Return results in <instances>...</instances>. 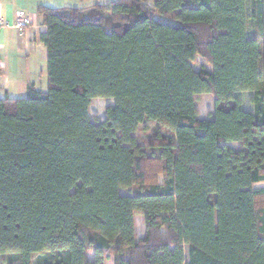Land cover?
Returning a JSON list of instances; mask_svg holds the SVG:
<instances>
[{
  "label": "trees",
  "instance_id": "trees-1",
  "mask_svg": "<svg viewBox=\"0 0 264 264\" xmlns=\"http://www.w3.org/2000/svg\"><path fill=\"white\" fill-rule=\"evenodd\" d=\"M37 14L48 90L0 95V263L264 264V0Z\"/></svg>",
  "mask_w": 264,
  "mask_h": 264
},
{
  "label": "crops",
  "instance_id": "crops-1",
  "mask_svg": "<svg viewBox=\"0 0 264 264\" xmlns=\"http://www.w3.org/2000/svg\"><path fill=\"white\" fill-rule=\"evenodd\" d=\"M94 1L101 2H92ZM84 2L85 0H0V18L13 23L19 10H24L31 16V23L24 30L15 27L0 29V95L23 97L27 95L31 84H34L36 89L45 85L42 79H38L37 73L39 70L42 72L41 78L44 71L47 74V48L40 40V34L45 32L47 27L37 14L38 6H88Z\"/></svg>",
  "mask_w": 264,
  "mask_h": 264
},
{
  "label": "rangeland",
  "instance_id": "rangeland-1",
  "mask_svg": "<svg viewBox=\"0 0 264 264\" xmlns=\"http://www.w3.org/2000/svg\"><path fill=\"white\" fill-rule=\"evenodd\" d=\"M93 0H85L84 3H86L85 5H90L91 3H95L96 1L92 2ZM102 3L103 2H108L110 0H100ZM72 5H78V4H72ZM84 5V4H82ZM30 24H28L24 29L28 28ZM9 27H13V26H9ZM19 29V28H17ZM22 29V30H24ZM21 30V29H19ZM202 65H205L207 69H211V67L206 63V61L202 58H199L198 61L196 63H194V67L196 69H200L202 67ZM38 74V79H42L44 81V86L42 88H40L41 86H39L40 90L43 91H47L48 90V78H47V74L46 71H44V75L41 78L42 72L39 70ZM40 85V83H39ZM252 92H241L238 93V95L242 98L243 101V106L246 108H250L251 107V103L249 101V98L251 96ZM15 95V94H13ZM197 107L199 109V115L200 116H204L207 118L212 117L213 112H214V98L211 94H201L200 96H198L197 99ZM114 105V100L112 98H106V97H99V98H95L92 100L91 105H90V116L92 118V120L94 121H103L106 119V110L108 107L113 106ZM142 138L145 137V135H140ZM239 144V143H237ZM262 185V184H260ZM121 193L124 195H128L131 194V190L125 189V190H121ZM136 232H137V237L140 238L141 236H143L144 232H145V222H144V218L141 215H136ZM1 264V263H0ZM107 264H113V256L111 255L109 259H107Z\"/></svg>",
  "mask_w": 264,
  "mask_h": 264
},
{
  "label": "built area",
  "instance_id": "built-area-1",
  "mask_svg": "<svg viewBox=\"0 0 264 264\" xmlns=\"http://www.w3.org/2000/svg\"><path fill=\"white\" fill-rule=\"evenodd\" d=\"M31 23V16L24 10H19L17 12L16 20L13 23L0 18V29L13 26L15 28L24 29L28 24Z\"/></svg>",
  "mask_w": 264,
  "mask_h": 264
}]
</instances>
